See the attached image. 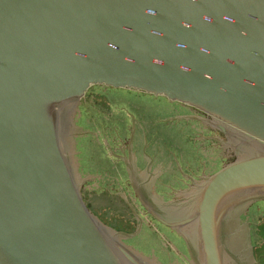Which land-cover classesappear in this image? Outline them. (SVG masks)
<instances>
[{"label":"water","instance_id":"obj_1","mask_svg":"<svg viewBox=\"0 0 264 264\" xmlns=\"http://www.w3.org/2000/svg\"><path fill=\"white\" fill-rule=\"evenodd\" d=\"M94 85L192 107L203 115L171 119L221 134L236 158L199 178L181 169L189 183L169 200L131 147L116 156L190 264H250L239 218L264 201V0H0V264H162L127 243L139 214L116 230L84 198L70 111Z\"/></svg>","mask_w":264,"mask_h":264},{"label":"rangeland","instance_id":"obj_2","mask_svg":"<svg viewBox=\"0 0 264 264\" xmlns=\"http://www.w3.org/2000/svg\"><path fill=\"white\" fill-rule=\"evenodd\" d=\"M70 112L74 121L72 131L77 132L72 148L80 177L88 178L83 181L82 189L91 211L111 228L127 232L137 229L139 220L135 213L139 214L143 218L142 227L136 236L127 239L129 245L162 264H190L183 239L146 212L130 185L124 161L116 154H121L122 149L129 152L130 147L133 152L134 143L138 150L148 143V151L155 155L156 161L174 165L162 179L168 181L159 182L164 186L161 190L168 191L170 188L164 184L183 179L176 173L177 167L182 169L179 160L191 163L190 167L202 166L209 171L207 174H212L234 160V153L210 140L209 133L203 132L206 126L192 119H171L185 114L175 102L135 90L94 85ZM169 146L175 150H170ZM196 172L199 174L200 170ZM180 183L187 187L189 181ZM169 196L165 193L163 197ZM253 205H258L259 209H245L242 218L244 223L251 221L250 244L255 245L256 253V247L264 244V237L256 232L259 225L264 226V201ZM255 259L264 262L262 255L256 254ZM227 260L228 264H233L231 258Z\"/></svg>","mask_w":264,"mask_h":264},{"label":"flooded vegetation","instance_id":"obj_3","mask_svg":"<svg viewBox=\"0 0 264 264\" xmlns=\"http://www.w3.org/2000/svg\"><path fill=\"white\" fill-rule=\"evenodd\" d=\"M175 105H177V106L180 107V109L182 110V112L185 113L184 115H187V114H190V115H192V114L193 115H203L200 111H198V110H196V109H194L192 107L185 106V105H182V104H179V103H175ZM180 120H183V119H180ZM194 121L196 123H198V124H201L202 126H205L204 124H202L201 122H199L197 120H194ZM206 127L205 128L203 127L204 128L203 132H205V133L208 132L209 133L208 134L209 135L208 137L209 138L211 137L210 140L214 141L217 144V140L216 139H212V137L213 136H217V135H220L221 136V134L219 132L215 131V130L207 129ZM136 132L137 131H135V136H136ZM205 135H207V134H205ZM148 149H149L148 143H147V145L146 144H143V146H142V148L140 150L136 149L135 143L132 146V150H133V152H132V158H133V160L135 162V166H136L137 171L139 173V177H140V179H142L144 181H149L150 182V185L152 187V190H153V192L156 195H158L159 197H161V198H163L165 200H169V199H171V197L173 198L174 197V194L176 193L175 191H173V189H179V188H183V187L181 186V184H178V186H174V184H172L171 183V180H170L169 181L170 184L166 183L164 185L167 186L168 188L172 189V190L162 191L161 189L164 188V186L161 185V183H159V182L168 181V179H166L164 181H162V179L164 178V175L167 173V171L169 170V168H171V166H174V165L171 164V163H169V162H167V161H156L155 155H152L148 151ZM126 150H128V149H126ZM126 150L125 149H122L121 154H119V155H123L124 151L126 152ZM128 153L129 152L127 151L126 154L128 155ZM119 159H121V158H119ZM149 165H150V167H149ZM196 166H194V167L191 166L193 168L189 167L188 169L187 168H184L182 166L181 167L189 175H191L193 177L198 176V178L201 177V175L203 173H206L207 174L209 172L207 169L203 170V167L202 166H201V168L199 166H197V168L194 170V168ZM148 168L150 169L151 173H148L147 172V169ZM196 170H198V171L200 170V173L199 174H196L197 173ZM176 173L178 174V176H183V180H185V182L186 181H189L186 177H184L183 174H181L180 169L178 167H177V172ZM128 179H129V175H128ZM155 181H158V182L155 183ZM165 193L171 195V196H169L170 198L163 197ZM247 210H249V209H247ZM243 214H244V211L241 212L240 218H239V225L241 227V229H240L241 234L240 235L243 238H241L242 240L240 238L239 239L241 241H243L245 244H248L247 240L249 239V244H250L251 241H252V239H251V230H250V228H251V226H250L251 225L250 224L251 221H249L250 223L249 222L244 223L243 222V218H242V215ZM241 219H242V222H241ZM238 232H239V229H238ZM250 245H251V248L250 249H251V252H252V256H253V253H254V256H255V257L253 256V260H252V262L250 264H253V262L254 263L257 262L258 264H264L263 260H260V259L259 260H256L255 259L256 258V253L254 251L255 250V247H254L255 245H253V244H250ZM242 247H243V245H242ZM243 249H244V247H243Z\"/></svg>","mask_w":264,"mask_h":264},{"label":"crops","instance_id":"obj_4","mask_svg":"<svg viewBox=\"0 0 264 264\" xmlns=\"http://www.w3.org/2000/svg\"><path fill=\"white\" fill-rule=\"evenodd\" d=\"M136 92H139L140 94H144V95H151V94L144 93V92H141V91H136ZM153 97H154V95H153ZM158 97H161V96H158ZM136 98H137V97H136ZM146 98H148V97H146ZM162 98H165V97H162ZM137 99H140V98H137ZM165 99H166V98H165ZM170 118H171V117H170ZM170 118H169V119H170ZM162 120H163V119H162ZM169 149H170V150H175V149H174L173 147H171V146H169ZM181 156H182V155H181ZM82 161H83V160H82ZM179 161L181 162L180 164H182L181 166L184 167V168H187V169H188V168L190 167V165H191V163H188V162L185 161V160H184V162H182L181 160H179ZM82 165H83V164H82ZM195 166H196V165H195ZM182 167H181V168H182ZM193 167H194V166H193ZM193 167H191V168H193ZM84 176H86V175H84ZM83 180H84V182L87 181V180H88L87 176L84 177ZM181 181H183V179H180L179 181H177V180H173L171 183L174 184V186H178V183H177V182H179V184H181V183H180ZM183 188H186V187H183ZM183 188H182V189H183ZM180 189H181V188H180ZM170 190H172V189H170ZM260 206H261V205H260ZM255 208H256V209H259V208H258V205H251L248 209H255ZM256 230H257V229H256ZM256 232H257V234H258V231H256ZM258 235H259V234H258ZM263 241H264V240H263ZM259 245H260V244H259ZM262 256H264V255H262Z\"/></svg>","mask_w":264,"mask_h":264},{"label":"trees","instance_id":"obj_5","mask_svg":"<svg viewBox=\"0 0 264 264\" xmlns=\"http://www.w3.org/2000/svg\"><path fill=\"white\" fill-rule=\"evenodd\" d=\"M257 231H258L259 237L263 238L264 237V226L263 225H259L257 227ZM256 254H257V256L258 255H264V244L258 245L256 247Z\"/></svg>","mask_w":264,"mask_h":264},{"label":"bare ground","instance_id":"obj_6","mask_svg":"<svg viewBox=\"0 0 264 264\" xmlns=\"http://www.w3.org/2000/svg\"><path fill=\"white\" fill-rule=\"evenodd\" d=\"M233 243H234V245L236 246V243H235V239H234V237L231 239V245L233 246Z\"/></svg>","mask_w":264,"mask_h":264}]
</instances>
